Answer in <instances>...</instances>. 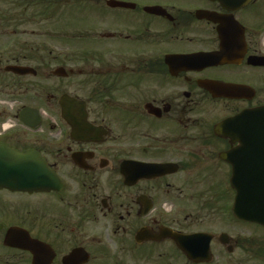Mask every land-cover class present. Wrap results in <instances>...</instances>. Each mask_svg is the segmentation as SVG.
Here are the masks:
<instances>
[{"label":"flooded vegetation","instance_id":"1","mask_svg":"<svg viewBox=\"0 0 264 264\" xmlns=\"http://www.w3.org/2000/svg\"><path fill=\"white\" fill-rule=\"evenodd\" d=\"M261 107L264 0H0V143L52 175L0 186V264H264L220 129Z\"/></svg>","mask_w":264,"mask_h":264},{"label":"water","instance_id":"2","mask_svg":"<svg viewBox=\"0 0 264 264\" xmlns=\"http://www.w3.org/2000/svg\"><path fill=\"white\" fill-rule=\"evenodd\" d=\"M204 86L220 96L238 97L246 91L236 85ZM220 129L233 143H238L223 155L233 166L234 212L241 219L264 224V107L245 110L222 123ZM51 178L50 170L36 156L16 152L0 143V186L17 182L20 189L32 190L38 188L39 182L44 188Z\"/></svg>","mask_w":264,"mask_h":264}]
</instances>
